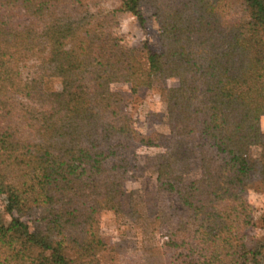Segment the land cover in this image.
<instances>
[{"label":"trees","instance_id":"1","mask_svg":"<svg viewBox=\"0 0 264 264\" xmlns=\"http://www.w3.org/2000/svg\"><path fill=\"white\" fill-rule=\"evenodd\" d=\"M99 1L0 0V264H104L113 246L97 222L122 212L120 149L165 138L134 129L110 88L117 72L133 93L176 78L161 88L169 134L212 148H200L195 180L158 166L157 192L181 207L168 200L160 212L169 264H248L259 250L248 246L245 192L264 191V0H118L89 12ZM143 5L159 51L110 31L119 13L144 24ZM33 214L30 229L21 217Z\"/></svg>","mask_w":264,"mask_h":264},{"label":"rangeland","instance_id":"2","mask_svg":"<svg viewBox=\"0 0 264 264\" xmlns=\"http://www.w3.org/2000/svg\"><path fill=\"white\" fill-rule=\"evenodd\" d=\"M117 6L118 0H100L88 11L105 13ZM141 13L144 24H140L138 18L129 12L119 13L117 23L109 27L110 31L119 37L124 46L139 48L145 43L149 50L159 51L153 11L143 5ZM176 84V78H168L156 81L149 89L139 88L133 93L122 72L111 76L110 88L120 94L122 107L128 113L134 129L142 134L159 132L165 138L157 146H140L129 141L126 148L120 149L121 156L127 161L122 177V212L115 214L112 210L101 211L97 222L98 234L107 238L113 246L101 254L104 264H169L170 258L174 256V250L167 243V226L160 212L169 202L179 209L181 207L174 197L168 199L157 192L158 166L168 163L184 181L195 180L200 176V148L212 150L197 135L183 137L169 134L166 99L161 88ZM49 87L60 89V79L52 78ZM259 124L264 133V114L260 116ZM258 154L259 144L256 143L251 147V155ZM245 198L255 221L249 230L248 246L259 250L257 255L249 256L248 264H264V191L247 190ZM3 207L0 201L2 210ZM13 215L17 216L15 212ZM35 216L24 215L21 219L32 229ZM4 219L8 221L10 216L4 214Z\"/></svg>","mask_w":264,"mask_h":264}]
</instances>
